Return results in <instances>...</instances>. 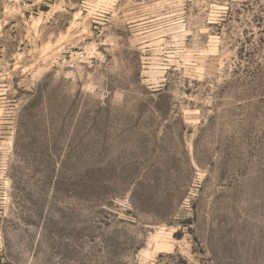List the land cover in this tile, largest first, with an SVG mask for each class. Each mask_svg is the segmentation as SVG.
Wrapping results in <instances>:
<instances>
[{"label":"rangeland","instance_id":"obj_1","mask_svg":"<svg viewBox=\"0 0 264 264\" xmlns=\"http://www.w3.org/2000/svg\"><path fill=\"white\" fill-rule=\"evenodd\" d=\"M0 264H264V0H0Z\"/></svg>","mask_w":264,"mask_h":264},{"label":"built area","instance_id":"obj_2","mask_svg":"<svg viewBox=\"0 0 264 264\" xmlns=\"http://www.w3.org/2000/svg\"><path fill=\"white\" fill-rule=\"evenodd\" d=\"M93 57L92 50L88 49L87 51L76 53L71 56L66 62V66L73 72H80L81 64H84L88 59H93Z\"/></svg>","mask_w":264,"mask_h":264}]
</instances>
